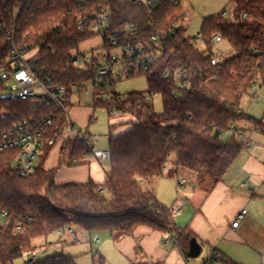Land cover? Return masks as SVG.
Listing matches in <instances>:
<instances>
[{"label": "trees", "instance_id": "trees-1", "mask_svg": "<svg viewBox=\"0 0 264 264\" xmlns=\"http://www.w3.org/2000/svg\"><path fill=\"white\" fill-rule=\"evenodd\" d=\"M141 1L0 0V137L14 123L53 116L43 138L55 140L66 124L63 111L47 105L34 107L28 100L8 95L2 73L9 69L12 43L23 54L34 51L36 65L51 83L65 86L85 81L97 84L95 61L80 67L73 60L81 55L79 45L96 35L101 36V46L116 47L143 42L153 34L162 51L148 71L138 73L146 77V90L92 100L93 108L129 116L127 130L117 135L109 132V168L102 182L56 184L55 170L45 168L44 160L58 140L53 145L43 142L41 156L27 177H21L14 166L17 149L0 151V264L12 263L23 254L28 255L25 264H76L72 256L61 252L30 256L37 248L33 238L55 234L68 224L90 235L99 231L128 235L145 225L174 233L176 244L186 253L194 235L175 224L172 207L156 197L155 180L173 160L176 168L217 182L246 143L236 123L246 120L264 131L260 121L240 109L242 97L253 91L255 83L264 87V0H228L235 20L220 13L205 17L194 37L186 34L181 0H152L147 7ZM103 6L109 11L103 35L77 27L79 18ZM126 26L135 27L136 32L127 33ZM215 35L229 44L231 55L213 51ZM198 36L200 46L195 43ZM213 56L223 61L213 65ZM145 93L159 96L161 111L153 109ZM228 131L230 136L221 139ZM86 135L62 139L60 151L69 150L67 165L80 164L90 155ZM56 236L58 242L62 236ZM92 264H105L103 256L93 254Z\"/></svg>", "mask_w": 264, "mask_h": 264}, {"label": "crops", "instance_id": "crops-1", "mask_svg": "<svg viewBox=\"0 0 264 264\" xmlns=\"http://www.w3.org/2000/svg\"><path fill=\"white\" fill-rule=\"evenodd\" d=\"M255 92L254 89L252 99H255ZM93 112V107L83 105H72L67 111L81 134H88V121ZM254 119L264 127V114ZM128 120L129 116L121 113H117L114 119L118 124ZM241 121L242 126L237 123L236 126L243 130L245 146L219 181L199 178L190 170L176 168L173 160H170L164 169L165 174L154 182L156 197L160 202L169 207L179 204L181 210L173 214L174 222L178 227H187L192 232L201 246L200 254L188 257L176 244L174 233L138 225L128 235L108 231L91 234L99 239L97 253L103 256L105 264H131L134 261L150 264H264V131L259 127L253 128V123L249 121ZM125 125L112 135L127 130L129 125ZM76 135L78 133H71L68 139ZM62 139L50 148L47 155L50 156V162L45 168L55 170L54 182L84 183L88 179L102 182L104 172L109 168L107 159L88 155L80 164L69 166L64 164L68 152L66 149L60 168H56ZM91 146L99 149L93 144ZM178 179L184 180L179 190ZM144 187H148V184ZM242 209L246 210L245 215L236 227H232V221ZM80 231L85 236L86 231ZM66 242L67 237L63 236L58 244L64 245ZM80 243L81 240L76 244ZM88 246L92 247L89 241ZM112 257L117 260L113 261Z\"/></svg>", "mask_w": 264, "mask_h": 264}, {"label": "built area", "instance_id": "built-area-1", "mask_svg": "<svg viewBox=\"0 0 264 264\" xmlns=\"http://www.w3.org/2000/svg\"><path fill=\"white\" fill-rule=\"evenodd\" d=\"M176 2L177 0H174V3ZM151 4L152 0L141 1L142 7H147ZM108 18L109 11L103 6L89 16L79 18L76 23L78 28L98 31L100 35H103ZM125 31L127 33H135L136 29L132 26H126ZM213 39L217 41L219 37L215 35ZM200 41V37H196L195 43H200ZM111 44H115V41H111ZM100 48L101 51L96 53L91 51L90 55L81 53V55L75 58V63L77 66L83 67L94 60L96 63L95 73L98 77L97 84L101 87H110L109 83L118 81L121 76L132 77L138 75L140 71H148L151 64L155 63L162 56L158 39L153 34L150 35L148 40L136 42L133 45L101 46ZM9 59V69L2 73V76L5 78L4 85L7 87L8 95L13 99L28 100L34 107L41 105L52 106L55 109L63 111L66 117V124L55 140L52 137L43 138L46 128L53 125V116H47L39 120H22L12 124L8 130L2 133L0 137V151L4 149H17L14 166L21 177H27L34 169L44 141L48 145H53L56 140H61L64 136L68 139L71 133L82 134L79 133L78 129L71 122L67 113L66 106L70 101V92L67 86L51 83L50 78L46 77L43 70L36 65V53L27 57L26 54L21 53L12 43ZM222 61V58L217 56L210 57V63L213 65H218ZM178 84L183 85V83ZM115 92L114 90L111 93L103 92L100 95H96V98L101 101L109 100ZM152 95L158 96L156 93H145V98L150 99ZM231 127H233V124H231ZM238 137H241V134ZM85 138L90 140L89 135H86ZM90 156L108 160L110 150L108 147L104 149L92 148ZM177 181V190H179V187L184 184V180L178 179ZM180 210L179 204L175 203L172 206L173 214L178 213ZM245 213L246 210L242 209L234 221H232L231 226L236 227ZM1 216L3 222H5L7 219L6 212L3 211ZM55 234L62 237L69 235L72 237L74 243L80 242V238L71 224L66 225L62 229H57ZM85 237L91 244L99 242L96 235H90L88 232L85 233ZM91 251L93 254L96 253V250L92 248ZM30 256L35 257L36 255L30 253Z\"/></svg>", "mask_w": 264, "mask_h": 264}, {"label": "rangeland", "instance_id": "rangeland-1", "mask_svg": "<svg viewBox=\"0 0 264 264\" xmlns=\"http://www.w3.org/2000/svg\"><path fill=\"white\" fill-rule=\"evenodd\" d=\"M180 6L187 16L186 34L191 37H194L198 34L202 21L205 17L220 13L230 21L235 20L232 14V4L228 2V0H181ZM197 43L199 46L201 45L199 42ZM100 47L101 36L96 35L93 38L82 42L78 47V51L80 53H84L85 55H90L91 51L93 53L101 51ZM213 51H217V54H220L224 57H228L232 54L229 44L224 40L215 41ZM33 53L35 52L30 51L26 54V56L30 57ZM112 85L113 86L110 87H101L98 84H94L92 81H85L79 84L67 86V89L70 92V101L66 106L67 111L72 105L92 107L93 98L103 92L111 93L114 90L119 94H127L134 91H144L147 88V81L145 75H136L132 77L121 76V78L118 81H115ZM254 89L257 91L254 95L255 99L251 98L253 91L244 95L240 102V109H242L249 116L259 119L261 115L264 114V87L260 86L259 83H255L253 90ZM150 100L153 105V109L156 112L161 111L162 105L159 96L152 95ZM122 114L126 115L125 113ZM116 115L117 112L109 113L104 107L94 108L90 126L86 131L90 136V143L93 144L95 148H106V145L108 144L109 132L112 134L118 130L119 127L128 123L126 121L123 124H118L114 121ZM73 124L75 123L73 122ZM237 124L242 126L243 123L242 121H239ZM83 132L84 131H82V133ZM230 134L231 133L229 131L223 133L221 135V139H226L230 136ZM68 152L64 159V164L68 163ZM62 154L63 153L61 151H58V157H56V168H60ZM40 156L41 154L39 152V157ZM49 162L50 156L45 158L44 166H46ZM191 173L193 172L191 171ZM75 230L78 237H80V244H76L71 241L72 237L69 235H66L67 242L64 245L58 244L56 241L57 236L55 234H49L47 237L38 236L33 238L32 243L37 247L36 251L34 252L36 254V258L44 257L45 255L51 254L52 252H61L64 255L71 254L76 264H91V260L93 258L91 248L98 252L97 249H99L100 245L98 243L92 244V247L90 248L88 246L87 238L82 235L80 229L75 227ZM48 242H51L52 244L47 245V247L44 248L43 245ZM27 258L28 255L23 254L22 256L16 257L12 263L9 264H25V260ZM112 259L113 261L117 260L115 257H112Z\"/></svg>", "mask_w": 264, "mask_h": 264}, {"label": "water", "instance_id": "water-1", "mask_svg": "<svg viewBox=\"0 0 264 264\" xmlns=\"http://www.w3.org/2000/svg\"><path fill=\"white\" fill-rule=\"evenodd\" d=\"M75 56L73 57V60H75ZM201 251V246L200 244L196 241L195 238H192L190 240L189 248L186 252V255L188 257H197L200 254Z\"/></svg>", "mask_w": 264, "mask_h": 264}]
</instances>
